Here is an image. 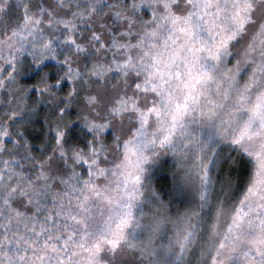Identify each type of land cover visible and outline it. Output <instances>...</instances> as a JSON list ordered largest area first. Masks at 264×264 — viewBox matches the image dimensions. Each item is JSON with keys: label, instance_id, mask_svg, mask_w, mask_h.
I'll return each mask as SVG.
<instances>
[{"label": "snow or ice", "instance_id": "1", "mask_svg": "<svg viewBox=\"0 0 264 264\" xmlns=\"http://www.w3.org/2000/svg\"><path fill=\"white\" fill-rule=\"evenodd\" d=\"M0 264H264V0H0Z\"/></svg>", "mask_w": 264, "mask_h": 264}]
</instances>
